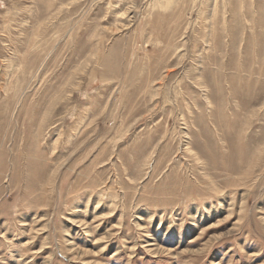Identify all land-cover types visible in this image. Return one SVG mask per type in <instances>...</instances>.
<instances>
[{"label":"rangeland","instance_id":"1","mask_svg":"<svg viewBox=\"0 0 264 264\" xmlns=\"http://www.w3.org/2000/svg\"><path fill=\"white\" fill-rule=\"evenodd\" d=\"M0 264H264V0H0Z\"/></svg>","mask_w":264,"mask_h":264}]
</instances>
